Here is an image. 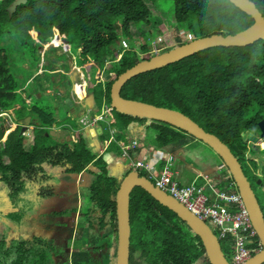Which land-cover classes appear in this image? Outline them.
I'll use <instances>...</instances> for the list:
<instances>
[{
  "label": "trees",
  "instance_id": "trees-1",
  "mask_svg": "<svg viewBox=\"0 0 264 264\" xmlns=\"http://www.w3.org/2000/svg\"><path fill=\"white\" fill-rule=\"evenodd\" d=\"M13 1L0 0L1 26L7 23L12 26L7 32L16 36L19 45L30 43L32 38L76 43L88 85L94 92L98 87L102 89L97 101L108 104L112 116L109 123L118 130L107 152L119 155L122 148L117 141L127 140L126 131L133 122L146 126L147 133H157L150 140L156 147L182 152V146L201 140L170 123L121 113L111 106L113 83L121 73L141 61L134 49L136 45H131V49L122 46L125 40L122 33L134 35V24L150 22L156 36L163 37L167 45L174 43L165 22L153 14L155 3L168 9L178 26H185L194 33V38L235 34L254 23L251 15L230 0H27L11 16L8 6ZM253 1L264 14V0ZM117 43L121 49L114 51L120 54L107 63V51ZM141 48L143 59L153 56L149 53V44L142 42ZM101 72L107 73L109 79L101 78ZM93 75L97 76L96 82H91ZM18 90L8 55L0 45V109H12L16 105L21 98ZM121 93L126 98L184 112L207 131L218 135L242 164L247 160L258 168L257 161L248 157V149L256 148L249 145L243 133L260 132L259 122L264 118V38L246 46L211 47L141 73L130 79ZM94 94L97 99L98 94ZM18 110L21 111L18 118L25 119L31 114L33 124L37 121L41 124L35 126L34 143L28 149L23 122L17 121L11 127L8 115L0 117L1 180L13 197L38 187V200L45 201L56 195L49 183L57 175H79L89 165L88 172L93 178L89 197L93 207L81 214L76 233L68 239L73 243L71 255L68 258L60 255L62 264H116L119 242L116 196L122 179L137 168L130 166L120 177L115 176L106 157L90 149L83 134H78V141L72 144L58 142L48 134L54 112L38 106ZM138 151L131 150L130 157L126 158L135 159ZM140 174L149 175L146 171ZM60 214L70 215L71 211ZM130 217V264H199L203 258L202 264H211L200 236L176 212L142 187H136L131 193ZM0 224V264H49L53 251L54 257L62 252L57 244H48L43 234H35L29 240L11 239L7 245L6 236L9 231L15 233V229L6 221ZM108 246L115 247L114 259H99L97 252Z\"/></svg>",
  "mask_w": 264,
  "mask_h": 264
},
{
  "label": "rangeland",
  "instance_id": "rangeland-1",
  "mask_svg": "<svg viewBox=\"0 0 264 264\" xmlns=\"http://www.w3.org/2000/svg\"><path fill=\"white\" fill-rule=\"evenodd\" d=\"M168 12H169L168 9L164 8L160 3H155V5L153 6V14L157 15L160 21L163 20L165 22V25L167 27L170 36L172 37V39H174V43H172L171 45H167L164 42L163 37L155 35L152 29H150L151 28L150 22L148 23V25L143 23L134 24L133 25L134 35L132 34V32L130 35H128L127 33H122L123 37L125 38L124 41L128 43L127 48L131 49V45L132 46L136 45L134 49L139 52L138 56L141 60H143L144 57V53L141 52L142 42H146L147 44H149V49H150L149 53L155 55L160 52L169 50L173 47L179 46L182 42L185 43L194 38V33L191 32L190 30H187L185 26H178L177 21L175 20L173 14ZM10 28L12 29V26L9 25L8 23L4 26L0 25V45L4 48L5 53L8 55L10 66L12 67V72L15 75V81L17 82L19 89H21L20 91L21 98H19V101L16 103V105H19L20 109L22 107H25V109L27 108L28 110H31L34 106L46 107L48 110H50L51 113L53 112L56 113V118L59 119L55 123L57 127H60L61 123H70L72 124V126L79 128L80 124L78 122L79 120L78 117L76 118L73 115L70 117L67 116L66 112L63 109V105H65L62 102L63 98L57 97V90L59 91L58 86H62L66 91L67 90L69 91L72 87L73 82L75 84L78 83L80 84L81 86V91L79 92L80 96H85L87 92L92 94V91L93 92L95 91L94 88H91L88 85L84 71H82V69L78 67V65L80 66L82 65V59L78 53L79 51L76 46V43L61 44L60 49L54 48L51 51L50 48L47 49L48 47H50V44L45 43L46 49H44L43 41L41 40L36 41L34 38H32L30 43H26L25 45L22 46L19 45V42L17 41V38L13 33L7 32L9 31ZM134 36H136V38L132 40ZM120 43L119 44L117 43L114 47L110 48L107 51V56H106L107 63L111 62V60H113L116 55L120 54V51H117L118 49H121ZM69 45H70V49H69L70 51L68 52ZM115 49L117 50L114 51ZM60 50L63 51V54L59 55L60 56L59 61L53 64L51 56H55L60 52ZM70 56H73V58L75 59V65L77 67L75 65H72V67L69 68L67 64L68 63L67 60L69 59L68 57ZM64 60L67 62V63L65 62L66 65H61L62 61ZM51 64H53V66L56 67V69L62 68L61 66L64 67L60 71L56 70L55 72H51L50 70ZM79 69L80 72L77 73V75H75L74 70L79 71ZM66 70H68L67 73H65ZM51 74H55V75H51ZM71 75L73 76L74 79L73 82ZM96 77H97L96 75H93L91 82H96L97 81ZM100 77L104 79H109V75L107 73L103 74L101 72ZM47 84L49 85V87L53 89L52 91L45 90L43 88V86ZM101 90L102 89L98 87L97 91L94 92L98 94L97 99L94 93L93 95H91V98L93 97V100L94 97L96 99V109H94V112L97 114L99 112H103L106 108V106H104V102L102 103L103 104L102 105L100 101H97L100 98ZM39 91L42 92L44 96L39 97L38 96ZM63 93L66 92L64 91ZM72 95L75 97L76 95H78V93H72ZM29 97L30 99L28 100L27 98ZM77 98H81V97L77 96ZM81 100L82 103L86 102L84 99ZM16 105L11 110H13L19 116V112L21 111L18 109H14L16 108ZM7 111H10V109H7ZM104 112L111 114V112L108 110ZM130 128H131L129 130L130 136H132V134L133 135L135 134L136 136L141 135L139 137L144 138L143 142L145 144H148L149 146H152L150 145V143L151 144L153 143L150 140L155 139L157 135L155 131L147 133L146 126H139L138 122H133ZM133 129H138V132L135 133ZM243 134L246 141H248L249 145L256 148L254 149L250 147L248 149L249 150L248 157L250 159L257 161L258 168L255 169L252 163L247 160L243 162L242 166L243 168H245L249 177H251L252 180L256 179L254 174V172H256L259 175V177L262 178L264 181V138L261 136V131L257 132L254 135L250 134L247 131H244ZM104 135L107 136L106 137L107 139L110 138L111 136L110 131H105ZM29 138L27 137L28 139L27 142H29ZM182 147H183V151H182L183 153L181 151H178L179 154H182L181 161L186 162L188 164H193L194 168L197 169L200 173L215 172L221 167V164H223L222 166H224V169L226 171L229 170V168L224 164V161L221 159V157L207 143L201 140H196L194 144L186 145ZM92 148L97 153L102 154L104 152L102 155L106 157L109 163L111 173L115 174V176L120 177V175L122 174L121 170L123 167L125 170L128 167H130V165H128L130 164V160L126 158L129 157V155H124V159H123L122 157H120L119 154L115 152L112 151L106 152V150H103L105 149L104 147H92ZM123 163H125V166L122 167L121 164ZM135 166H136L135 164H132L131 167H135ZM194 173L196 174V172L193 173L191 172L189 176H195ZM89 180H91V177L89 176L87 171H85L84 173L75 177L64 176L63 178L60 177L59 179L55 180V182L51 181L49 184L56 191L55 199L53 200L49 199L45 201L38 200L37 197V192L39 191L38 187H31L30 192L23 194L21 196V200L17 201L16 203L18 207H20V209L28 208L29 210H31V214L29 215L34 214V217H36V214L39 215V219L41 220V223L44 226L36 223L33 216L29 219L28 222H25L23 225L20 224L21 222H19L18 224L16 223V227L18 225L17 227L18 229L15 230V233L9 231V233L6 236L7 245L11 244V242L13 241L11 239H19L21 237V239L29 240L32 239V237L35 234H43L46 235L48 244L58 243L63 247H67L68 245L70 246L68 239L76 233L79 221L81 219V214L86 213L88 210H90L93 207V203L89 201L83 194L84 193L83 189L86 188L90 183ZM152 180L153 182L155 181L154 178H152ZM253 186L255 193L258 197V200L264 211V183L260 185L255 183L253 180ZM0 197H4L6 199V202L0 204L1 209L3 208V210H5L7 209L6 207H10L11 201H9L7 195L5 194L1 186H0ZM64 210H70L71 211L70 216H62L60 214V211H64ZM54 213L57 214L54 215ZM3 217L4 216L0 215V223H2V221H7V219ZM73 225L75 228L73 229L70 228ZM209 225L213 229V231L218 235L219 230L214 226H212L211 224ZM54 233L59 237H61L62 239L59 240V238H55V239L51 238L50 235ZM220 242L226 256L233 263L234 262L233 251L230 242L228 240H222ZM115 252L116 251L114 246H108L107 248L102 247L99 250V252H97L96 255L101 260L104 259L110 260L112 258L114 259ZM68 253H70V249L66 254ZM54 255L55 252L53 251L52 255L49 258L48 263L62 264L63 258L59 259V257L57 256L54 257ZM203 261L204 258L198 263L202 264ZM64 263H66V260H64Z\"/></svg>",
  "mask_w": 264,
  "mask_h": 264
},
{
  "label": "water",
  "instance_id": "water-1",
  "mask_svg": "<svg viewBox=\"0 0 264 264\" xmlns=\"http://www.w3.org/2000/svg\"><path fill=\"white\" fill-rule=\"evenodd\" d=\"M230 1L251 15L254 18V23L248 28L235 34L217 33L197 37L188 42L182 43L179 46L155 54L150 59L139 61L121 73L113 83L111 88V106L121 113L161 120L181 128L203 140L221 157L236 181L239 192L243 196L250 210L254 227L258 231V235L263 244L261 251L242 264H262L264 263V211L254 189L252 188L250 180L244 171L242 163L229 145L218 135L207 131L192 117L180 110L158 106L141 100L126 98L121 93L123 86L130 79L141 73L170 65L211 47L246 46L263 39L264 14L257 4L253 0ZM26 2L27 0H14L8 6L10 15L12 16L13 13L17 11L18 7ZM29 122L30 118L27 120V123ZM26 127L27 126H24V130ZM259 127L261 130V136L264 138V118L260 120ZM50 133L57 137L60 135L55 130ZM136 187H142L147 190L156 200L176 212L179 217L187 222L191 229L202 239L211 264H234L226 256L218 236L206 221L195 215L173 195L159 188L149 177L141 175L137 170L129 172L122 179L116 196L119 231L116 264H130L132 233L130 199L131 193Z\"/></svg>",
  "mask_w": 264,
  "mask_h": 264
},
{
  "label": "crops",
  "instance_id": "crops-1",
  "mask_svg": "<svg viewBox=\"0 0 264 264\" xmlns=\"http://www.w3.org/2000/svg\"><path fill=\"white\" fill-rule=\"evenodd\" d=\"M45 43L50 44V47H48L47 49L50 48L51 51L54 48L55 49H60L61 44H62V42L59 41V40H53L52 42L51 41L44 42V45H43L44 49H46L45 48L46 47ZM69 49H70V45H69V48H68V52L70 51ZM61 54H63V51L60 50V52L58 54H56L55 56H51L53 64L55 62L59 61V59H60L59 55H61ZM68 58H69L67 60L68 63L64 60V61H62L61 65H66V63H67L69 68H71L72 65H75V59L73 58V56H70ZM53 64H51L52 66L50 65L51 72H55L56 70L60 71L64 67V66L60 65L62 68L56 69V67H54ZM56 66H57V64H56ZM78 67H80L82 69V67L80 65H78ZM67 71L68 70H66L65 73H67ZM74 72H75V75H77V73L80 72V69H79V71L74 70ZM55 74H51V75H55ZM73 81H74V79H73V76H72V82ZM43 88L45 90H50V91L53 90L51 87H49L48 84L43 86ZM58 89H59V91L57 90V97L58 98L59 97L63 98L62 102L65 104V105H63L64 111L66 112L67 116H69V117L72 116V115L74 117H76V118L78 117V119H79L78 122H79L80 126L78 128V127L72 126V124H70V123H61L60 127H57L55 123L59 119L56 118V113H54V118L55 119H54V122L52 123V125L48 126L49 127L48 134L54 140H56L58 142H61V143L69 142L70 144L76 143L78 141V134H80V135L83 134L85 136L86 143L90 147V149H92L94 151V149L92 147H104L105 149H103V150H106V152H107L108 147L111 146L113 140H116V138H117L116 136L118 135L117 128L116 127H111V125L109 123L110 119L112 118V116L110 114H107V120L101 119L94 126L88 125L87 127H84L82 125V123H81V118L86 116V115L98 116L99 117L101 115V113H102V112H99L97 114V113L94 112V109H96V99H95V97H94V100H93V97L91 98V95H93L94 92L92 91V94L87 92L85 96H80L79 92L81 91V86H80L79 83L75 84L74 82L72 83V87H71V89L69 91L68 90L66 91L62 86H58ZM18 91L20 92L21 89H19ZM64 91L66 93H63ZM72 93H78V95L75 96L76 98L72 95ZM38 94H39L38 95L39 97L44 96L43 93L40 92V91L38 92ZM77 96L81 97V98H77ZM27 99L29 100L30 97L27 98ZM81 99H84L86 102L82 103ZM69 104H70V106H69ZM104 106L107 107L108 104L104 103ZM14 109H20L19 105H16V108H14ZM7 115L9 116V122L11 124V127H15L17 125V121L23 122L22 126H23V133H24V137H25V143H26V146H28V149H31V147H32V145L34 143V138H35L34 128H35V126H38L39 124H41V121H37L36 125H35V124H33L35 121H34V118L32 117L31 114L27 115L25 117V119H21V118H18L17 114L11 109H10V111H7V109H0V117L1 116H7ZM28 118H30V122L29 123H27ZM24 126H27L25 130H24ZM130 127H131V125H130ZM130 129L131 128H129L126 131V139H127L126 141L123 140V139H119L117 141L118 144L120 145V147L122 148V152L120 154V157H122L123 159H124V150H125L124 149V147H125L124 145H128V146H130L132 148L133 143L135 141H137V145L135 146L136 148H133V149L130 148L128 150L129 157H130V151L131 150L140 149V151L137 152V156H136L135 159L132 160V158H130V164H128L130 166H132L133 163L139 162V161L149 162V161H151L153 159L155 161V158L153 156V152L155 154L156 153L160 154L161 152H163L164 154H174L175 155L176 160L174 162V165H173L174 167L173 168L178 173L179 181L182 184H190L193 181H196L198 184H205L206 183V180H205V177H204L205 174L219 173L220 176H224V175H226V172H229V170L226 171L224 169V166H222L223 164H221V167L218 170H216L215 172H212V173H209V172L200 173L197 169L194 168L193 164H188L186 162L181 161V155L182 154H179L177 150L171 149V148L156 147L154 144H151V143H150V145H152V146H149L148 144H145L143 142L144 138L139 137L141 135L137 134L138 136H136L135 134L134 135L132 134V136H130V134H129V130ZM53 130L57 131V133H59L60 135H58V137L56 135L53 136L50 133ZM108 130L110 131L111 136L108 139L107 138L104 139V137H103L104 132L108 131ZM133 131H135V133H136V132H138V129H133ZM27 137L28 138L30 137L29 138V142H27L28 141ZM129 139H131V140H129ZM2 142L4 143L5 139H3ZM141 143H142V145H141ZM94 152L97 153L96 151H94ZM97 154L99 156L102 155L100 153H97ZM164 164L165 163H163V162L159 164L160 169L163 168ZM121 166L122 167L125 166V163L121 164ZM88 167H89V165L80 174H82L85 171H87V173L91 177V180H89V182H90L89 185L86 188L83 189L84 196L89 201H91V199L89 197V188H90V186H91V184L93 182V178H92L91 174L88 172ZM123 171H124V167L121 170L122 174H123ZM137 171H139V169ZM141 171H146L147 172V170H140L139 172H141ZM191 172L192 173L196 172V174L194 173L195 176H189L191 174ZM148 174L149 175L147 177L150 178V173H148ZM229 175H230V172H229ZM64 176H67V177L73 176V177H75V176H78V175H76V174H60V175H57V178H54V180H52V181L55 182V180L59 179L60 177L63 178ZM230 177H231V175H230ZM235 184H236V182H235ZM0 186L3 188L5 194L7 195V198L9 199V201H11V205H10V207H6L7 209L3 210V208L1 209V207H0V215L4 216L3 218L7 219L6 222H8V224L13 229H15V230L18 229L17 228L18 225L16 227V223L18 224L19 222H21L20 224L23 225L25 222H28L29 219L32 216L35 219L36 223H38L39 225H43L41 223V220L39 219V215L36 214V217H34V214L33 215H29V214H31V210H29L28 208H26V209L21 208L20 209V207H18L16 202L21 200V196L23 194L13 197L10 194V191L7 188V185L5 184V182H3L1 180V174H0ZM236 186H237V184H236ZM26 193H29V192H25L24 194H26ZM38 199H39V197H38ZM53 199H55V196L51 198V200H53ZM3 202H6V199L4 197H0V204L3 203ZM65 216H70V215H65ZM14 217H20V219L19 220H15ZM70 228L73 229L75 227L73 225ZM69 231H70V229H69ZM50 237L53 238V239H55V238H59V240L62 239L61 237H59L55 233L50 235ZM72 244L73 243H70V246L68 245L67 247H63V246L58 244V246L62 249V252H60V254L57 255V257H59V259H60L61 258L60 255H64V258H67L68 256H70L71 255V251H72ZM66 248H67V250H66ZM69 249H70V253L66 254Z\"/></svg>",
  "mask_w": 264,
  "mask_h": 264
},
{
  "label": "built area",
  "instance_id": "built-area-1",
  "mask_svg": "<svg viewBox=\"0 0 264 264\" xmlns=\"http://www.w3.org/2000/svg\"><path fill=\"white\" fill-rule=\"evenodd\" d=\"M123 45L128 47L124 41ZM109 106L104 111L108 110ZM86 115L81 118L84 127L94 126L99 120H107V114ZM137 141L132 145H124V155H129L128 150L136 148ZM157 155V156H156ZM155 158L149 162H135L137 170H147L150 179L162 190L170 193L183 203L195 215L219 230L218 239L228 240L233 246V260L235 264H242L253 257L263 248L258 231L254 227L250 210L239 192L236 184L226 172L205 174V184L193 181L182 184L173 165L176 160L174 154L154 153ZM165 163L160 169L159 164ZM264 264V263H262Z\"/></svg>",
  "mask_w": 264,
  "mask_h": 264
},
{
  "label": "flooded vegetation",
  "instance_id": "flooded-vegetation-1",
  "mask_svg": "<svg viewBox=\"0 0 264 264\" xmlns=\"http://www.w3.org/2000/svg\"><path fill=\"white\" fill-rule=\"evenodd\" d=\"M244 171H245V173L247 174V176H248V178H249V180H250V183H251L253 189H254V186H253V180H254L255 183L260 184V185H262V184L264 183V181H263L262 178H256V179H253V180H252L251 177H249V175H248L247 171L245 170V168H244ZM254 174H255V175H258L256 172H254ZM254 191H255V190H254Z\"/></svg>",
  "mask_w": 264,
  "mask_h": 264
},
{
  "label": "clouds",
  "instance_id": "clouds-1",
  "mask_svg": "<svg viewBox=\"0 0 264 264\" xmlns=\"http://www.w3.org/2000/svg\"><path fill=\"white\" fill-rule=\"evenodd\" d=\"M194 39V38H193ZM83 70V69H82ZM84 71V70H83Z\"/></svg>",
  "mask_w": 264,
  "mask_h": 264
},
{
  "label": "bare ground",
  "instance_id": "bare-ground-1",
  "mask_svg": "<svg viewBox=\"0 0 264 264\" xmlns=\"http://www.w3.org/2000/svg\"><path fill=\"white\" fill-rule=\"evenodd\" d=\"M32 70V69H31ZM69 76V75H68Z\"/></svg>",
  "mask_w": 264,
  "mask_h": 264
}]
</instances>
